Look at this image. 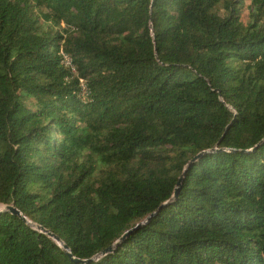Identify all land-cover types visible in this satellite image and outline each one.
Returning <instances> with one entry per match:
<instances>
[{
  "label": "trees",
  "instance_id": "16d2710c",
  "mask_svg": "<svg viewBox=\"0 0 264 264\" xmlns=\"http://www.w3.org/2000/svg\"><path fill=\"white\" fill-rule=\"evenodd\" d=\"M0 206V264H264V0H0Z\"/></svg>",
  "mask_w": 264,
  "mask_h": 264
},
{
  "label": "water",
  "instance_id": "95a60500",
  "mask_svg": "<svg viewBox=\"0 0 264 264\" xmlns=\"http://www.w3.org/2000/svg\"><path fill=\"white\" fill-rule=\"evenodd\" d=\"M180 181H181V179H179V181H178V183H177V189H176L175 192H174V198L177 196V192L179 191ZM3 212H10V213H12V214H14V215H19L18 211H16L13 207H6V208L3 210ZM149 218H150V217H148L144 222L140 223L137 227H139V226L142 225L143 223L147 222V221L149 220ZM22 220L25 221L24 218H22ZM37 229L40 230V232H45L42 228L37 227ZM45 233H46L50 238H52L55 242L60 243V245H63V244L61 243V241L59 240V238H57V237H55L54 235L49 234V233H47V232H45ZM63 247H64V249L66 250V247H65V246H63ZM110 251H111V248H109V249H107L106 251H104L101 255H104V254H106V253H108V252H110ZM97 258H98V257H95L94 259H97Z\"/></svg>",
  "mask_w": 264,
  "mask_h": 264
},
{
  "label": "built area",
  "instance_id": "2783aa9c",
  "mask_svg": "<svg viewBox=\"0 0 264 264\" xmlns=\"http://www.w3.org/2000/svg\"><path fill=\"white\" fill-rule=\"evenodd\" d=\"M63 64L69 67L71 70H73L70 59L66 57L65 55H63Z\"/></svg>",
  "mask_w": 264,
  "mask_h": 264
},
{
  "label": "rangeland",
  "instance_id": "374dc122",
  "mask_svg": "<svg viewBox=\"0 0 264 264\" xmlns=\"http://www.w3.org/2000/svg\"><path fill=\"white\" fill-rule=\"evenodd\" d=\"M3 209H4V207L0 206V210H3ZM31 226L35 227V225H32V224H31Z\"/></svg>",
  "mask_w": 264,
  "mask_h": 264
}]
</instances>
